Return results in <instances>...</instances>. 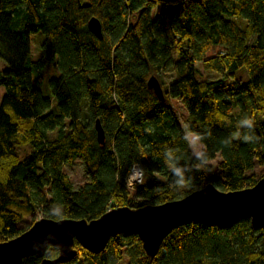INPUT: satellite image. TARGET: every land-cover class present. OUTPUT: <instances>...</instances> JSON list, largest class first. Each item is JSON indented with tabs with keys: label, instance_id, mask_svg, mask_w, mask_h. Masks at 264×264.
<instances>
[{
	"label": "trees",
	"instance_id": "obj_1",
	"mask_svg": "<svg viewBox=\"0 0 264 264\" xmlns=\"http://www.w3.org/2000/svg\"><path fill=\"white\" fill-rule=\"evenodd\" d=\"M93 16L102 39L88 26ZM40 31L45 39L34 60L29 34ZM0 59L8 66L0 70V242L26 230L19 226L25 213L95 219L208 184L240 190L262 173L264 0H0ZM50 64L60 70L49 80L52 97L38 86ZM198 65L222 77L202 80ZM152 75L163 98L148 85ZM175 99L185 104L184 121ZM190 134L202 146L195 154ZM26 145L32 152L21 158L17 148ZM205 156L207 164L194 168ZM78 157L89 179L76 188L64 168ZM134 165L143 179L131 193ZM172 165L187 178L181 190L170 187ZM75 247L72 261L56 264H264V228L249 217L192 222L175 228L153 259L131 232L111 237L101 253ZM58 254L56 247L46 252Z\"/></svg>",
	"mask_w": 264,
	"mask_h": 264
},
{
	"label": "water",
	"instance_id": "obj_2",
	"mask_svg": "<svg viewBox=\"0 0 264 264\" xmlns=\"http://www.w3.org/2000/svg\"><path fill=\"white\" fill-rule=\"evenodd\" d=\"M88 26L103 38L99 18L91 17ZM148 85L159 97H164L155 75L148 79ZM96 130L98 140L104 143L105 132L99 120ZM242 217H249L256 228H264V174L253 186L240 190L223 191L208 184L162 204L113 207L95 219L40 217L17 237L0 242V264H21L30 256L41 258L40 264L68 263L78 254L76 242L92 253H101L111 237L126 232L137 234L145 253L153 259L175 228L196 221L221 222ZM50 246L58 248L57 257L46 256Z\"/></svg>",
	"mask_w": 264,
	"mask_h": 264
},
{
	"label": "rangeland",
	"instance_id": "obj_3",
	"mask_svg": "<svg viewBox=\"0 0 264 264\" xmlns=\"http://www.w3.org/2000/svg\"><path fill=\"white\" fill-rule=\"evenodd\" d=\"M44 39H45V36L41 31L29 34V43H30L32 59L35 60L41 56L42 43L44 42ZM7 67H8L7 64L3 60L0 59V70H3ZM198 67H199V71H200V79H202V80H215V79H219L222 77V74L219 72L207 70L202 65H198ZM43 74H44V80L42 83H39L38 86L44 95L52 97V92L50 89L49 80L52 77L58 76L60 74V70L55 65L50 64V65L45 67ZM172 74H173V72L169 71V74H166L165 77L169 76V79H170ZM237 76L244 81H246L248 79L247 72H245L243 70H240ZM227 81H228V83H230L229 81H231V79H228ZM4 93H5V89L2 85H0V103H1V100H2ZM52 100H53L54 109H55L56 108L55 99L52 98ZM174 105H175V110H176L177 114L179 115L181 120L184 121L188 116L185 104L181 100L175 99ZM53 136H54V133L49 134V138H52ZM189 139H190V143L192 145L193 153L195 154V152H200L202 149L200 141L194 135H191V134L189 135ZM30 152H32V146L31 145L20 146L17 148V154L21 158H24ZM64 169L70 175V177L74 183V186L76 188H79L80 186L85 184L89 179V177L85 174L84 162H83V159L81 157H78L74 161L73 164L65 165ZM261 172L262 173H261L260 177L264 174V167L261 168ZM140 177H141V179H140ZM129 179L131 182L127 183V188L130 190L131 193H133L134 190L136 189V187L139 184H141V182H138V183H136V182L139 180L142 181V179H143L142 170L138 168V170L134 169L133 171H131ZM43 191L47 192L45 189ZM40 217H42L41 210L39 212H36L33 214L32 213H25L23 220L19 223V226L21 228L28 229L29 225L32 223V221L35 219L37 220ZM50 247H52V246H50Z\"/></svg>",
	"mask_w": 264,
	"mask_h": 264
},
{
	"label": "clouds",
	"instance_id": "obj_4",
	"mask_svg": "<svg viewBox=\"0 0 264 264\" xmlns=\"http://www.w3.org/2000/svg\"><path fill=\"white\" fill-rule=\"evenodd\" d=\"M243 123H247V124H251L253 123V119L252 118H246ZM198 156H202L204 155L203 153H198L197 154ZM208 160H207V157L205 156L204 158V162L202 164H197V165H194L193 167L196 168V169H200L202 168L203 166H205L207 164ZM171 172L174 176V180L172 181L170 187L176 189V190H181L183 188L186 187V184H187V178L184 174V171L181 170L180 168H177L175 165H172L171 166ZM192 169H188V171H191ZM130 179L129 180H126V183H130ZM138 182H142V181H138ZM62 218V217H60ZM34 250H36L34 248Z\"/></svg>",
	"mask_w": 264,
	"mask_h": 264
},
{
	"label": "built area",
	"instance_id": "obj_5",
	"mask_svg": "<svg viewBox=\"0 0 264 264\" xmlns=\"http://www.w3.org/2000/svg\"><path fill=\"white\" fill-rule=\"evenodd\" d=\"M138 168L141 169V168L139 167V165H134L131 171H133L134 169L138 170ZM130 173H131V172H130ZM129 177H130V174H129V176L127 177V180L129 179ZM140 179H141V177H140ZM139 181H140V180H139ZM136 183H138V181H137Z\"/></svg>",
	"mask_w": 264,
	"mask_h": 264
}]
</instances>
